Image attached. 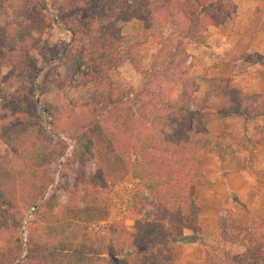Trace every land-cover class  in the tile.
Here are the masks:
<instances>
[{
	"label": "trees",
	"instance_id": "16d2710c",
	"mask_svg": "<svg viewBox=\"0 0 264 264\" xmlns=\"http://www.w3.org/2000/svg\"><path fill=\"white\" fill-rule=\"evenodd\" d=\"M8 1L14 0H0V10ZM70 1L76 4L82 0ZM236 9L234 0H87L75 11L82 14L69 20L71 40L56 58L63 72L54 74L52 80L31 54L40 45L39 38L30 32L18 34L15 28L0 32L3 37L0 38V64L8 55L11 74L23 85L31 84L24 87L22 95L6 104L17 120L10 123L11 127L6 124L0 128L11 133L5 142L6 152H0V200L9 207L16 205L27 210L39 203L25 249L22 243L0 246V264H176L173 251L177 243H197L210 248L203 241L197 223L201 207L196 192L200 186L212 183L206 177L210 153L224 157L227 145L210 136L208 125L213 119L226 116L264 119V93L251 95L232 89L228 76H217L210 79L203 104L194 106L196 77L190 73L189 47L205 43L208 29L225 24ZM263 16L264 3L256 9L240 51L230 63L248 55ZM133 19L146 22V29L159 47V59L144 72L146 86L143 88L128 91L112 84L105 86L98 102L105 106L104 111L99 107L90 108L87 102L68 109L69 116H77L74 126L82 131L76 137L81 177L71 191L65 212L59 216L55 213L59 205L57 195H48L54 179L42 170L53 155L45 137L40 143L35 142L33 152H20L25 165L18 173L13 167L18 157L13 158L11 151L25 144V137L39 139L35 91L47 82L49 87L66 93L90 79L100 83L104 78L102 57L110 56L117 65L125 53L120 22ZM95 27L97 33L92 36ZM6 36H18L21 41L11 38L9 43ZM93 45L97 47L92 49ZM257 58L264 59L260 55ZM130 59L136 70L143 71L135 57ZM42 74L43 80L39 82ZM155 82L156 91L151 86ZM180 84L183 90L179 97L166 99V89L173 92ZM212 95L219 97L220 102H211ZM48 113L54 118V132H66L55 122L57 113L51 108ZM255 140L264 145V136ZM93 149L98 161L96 176L100 181L107 174L122 171V163L146 184L155 201L153 219H138L133 230L121 222L111 225L105 234L102 226L88 230L92 221L108 217L106 208L97 207L100 199L91 198L89 188H81ZM255 149L252 142V159ZM140 197L139 194L134 197L137 212L141 208ZM194 222L197 224L192 234L182 230ZM39 223L44 224V230H40ZM192 264H264V221L256 225L251 246L243 256L216 261L208 254L204 261Z\"/></svg>",
	"mask_w": 264,
	"mask_h": 264
},
{
	"label": "rangeland",
	"instance_id": "374dc122",
	"mask_svg": "<svg viewBox=\"0 0 264 264\" xmlns=\"http://www.w3.org/2000/svg\"><path fill=\"white\" fill-rule=\"evenodd\" d=\"M86 2L87 0L79 1L76 4L71 3L70 0L8 1L2 5L3 7L0 10V32H3L4 28H15L18 34L30 32L39 38L41 43L37 49L31 51V54L37 60L39 66L48 73L49 80H52L54 74L63 72L56 58L60 55L59 52L64 48L66 42L71 40V33L68 30L69 20L82 14L81 11L77 13L75 11H78L77 7H82ZM61 7H64V9H61ZM24 25L28 28H23ZM120 26L123 33L121 46L125 49V53L119 58L117 65H114V61L110 59V56H103L101 64L104 78L99 80L100 83L90 79L66 93L58 91L51 85L49 87L47 82L43 87L36 90L34 95L38 103L37 121L40 125L38 130L44 132V135L36 131L39 139L25 137L27 142L20 145L19 149L11 151L13 158L18 157L13 162V167L18 173V170L25 165L20 152L30 153L31 150L33 152L35 142L40 143L41 138L45 137L46 143L51 146L53 155L52 160L44 164L42 170L54 179V182L50 185L48 195L54 193L57 195L59 205L55 208V213L59 216L65 212V207L72 195L71 191L78 178L81 177L80 164L76 155V137L82 131L74 126L76 121L74 118H77V116H69L68 109L70 111L74 104L87 102L90 108L99 107L100 110L104 111L105 106L98 102L105 86L112 84L128 91L141 89L146 86V74L144 72L154 60L159 59V47L154 39L147 35L146 22L133 19L120 22ZM96 33L97 27L92 30L91 34L95 36ZM18 36L11 38L19 42L21 40ZM0 38L3 37L0 35ZM5 38L9 43L12 41L8 36ZM91 47L94 49L97 46L93 45ZM131 56L138 60V64L143 71L135 69L130 59ZM191 70L192 66L190 65V73ZM42 80L43 74L39 78V82H42ZM169 82L170 80L166 84ZM38 85L41 86V83H38ZM151 86L156 91L158 86L156 82ZM24 87H31V84L23 85V83L16 80L15 76L11 74L10 58L6 55L0 64V128L17 120L16 116H11V110L6 107V104L14 97L22 95ZM165 93L166 99L171 96L173 100H176L179 97L180 88L177 86L173 92L166 89ZM203 99L202 97L197 101L195 93H193L192 103L194 106H198V102L202 103ZM48 108L57 113L55 122L59 126H63L67 130L66 132H54V118L48 113ZM61 115H64V117H60ZM9 127H11V124ZM9 134L11 133L7 129L0 130L1 153L6 152L7 144L5 142L9 140ZM253 160L254 158H248V167L256 177V182L251 186V190L255 192L252 195H246L244 198L232 196L229 201L231 204L224 206L218 212L214 205H211V208L208 206V211L216 210L219 216L217 224H209L208 232L205 237L203 236V241L210 248L197 243H177L173 251L176 264L201 262L208 257V254L213 260L225 261L236 256L241 257L248 251L254 237L256 225L264 221V184L257 178L261 177L260 169ZM97 163V156L93 149L88 157L85 174L82 176L81 188H89L91 198L100 199V204L97 207L99 210L106 208L108 217L103 221H92L88 224L90 226L88 230L91 232L93 229L98 230L102 226L101 230L105 234L109 227L116 222H121L129 230H133L138 219L143 221L153 219L156 215L154 210L155 201L152 192L146 189V184L135 177L130 168L126 170L125 164L122 163L120 164L122 171L111 175L107 174L105 180L100 181L96 176ZM80 193L81 195L84 194V190ZM136 194L141 196L139 212L136 211L134 206ZM36 207H32L30 210L18 208L16 205L9 207L0 200V246L8 243L12 245L22 243L25 249V242L31 232V221L36 219L34 215ZM197 223L200 225V217ZM196 224L194 222L191 225H186L182 230L185 233L192 234L195 231ZM38 226L40 230L45 229L44 224L39 223ZM24 252L26 254V250Z\"/></svg>",
	"mask_w": 264,
	"mask_h": 264
},
{
	"label": "crops",
	"instance_id": "0c3cea01",
	"mask_svg": "<svg viewBox=\"0 0 264 264\" xmlns=\"http://www.w3.org/2000/svg\"><path fill=\"white\" fill-rule=\"evenodd\" d=\"M234 1L237 9L226 23L211 26L206 33L205 43L189 47L188 63L192 66L191 74L196 77L194 93L197 101L205 98L210 79L217 76H228L229 87L232 89H240L251 95L264 93V59L257 58L259 55L264 57V16L252 37L248 55L230 63V59L240 51L244 33L256 9L264 1ZM146 31L152 37L147 29ZM178 88L181 93L183 85L180 84ZM203 101L204 99L202 103L198 102V105H202ZM210 101L219 103L220 99L212 95ZM208 129L211 137L220 139L227 145V152L224 157L215 152L210 153L206 177L212 183L200 186L196 192L197 202L202 209L200 226L204 237L208 232V225L217 224V212L231 204L229 201L232 196L244 198L255 192L251 190V186L256 182V177L248 167L252 142H255L256 148L253 161L260 169L261 176L257 178L264 184V145L255 140L264 136V119L248 120L243 116H226L210 121ZM211 205L216 207L217 212L208 211L207 207L211 208Z\"/></svg>",
	"mask_w": 264,
	"mask_h": 264
}]
</instances>
